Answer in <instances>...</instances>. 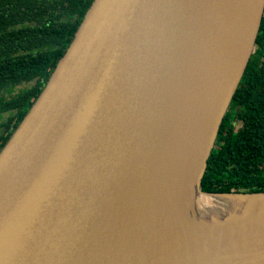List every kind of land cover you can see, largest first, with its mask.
<instances>
[{
  "label": "water",
  "instance_id": "water-1",
  "mask_svg": "<svg viewBox=\"0 0 264 264\" xmlns=\"http://www.w3.org/2000/svg\"><path fill=\"white\" fill-rule=\"evenodd\" d=\"M263 13L93 0L0 150V264H264V192L201 190ZM192 188L219 227L188 225Z\"/></svg>",
  "mask_w": 264,
  "mask_h": 264
},
{
  "label": "trees",
  "instance_id": "trees-1",
  "mask_svg": "<svg viewBox=\"0 0 264 264\" xmlns=\"http://www.w3.org/2000/svg\"><path fill=\"white\" fill-rule=\"evenodd\" d=\"M93 0H0V150L37 99ZM28 84L5 98L3 92ZM206 193L264 192V13L254 51L201 181Z\"/></svg>",
  "mask_w": 264,
  "mask_h": 264
},
{
  "label": "bare ground",
  "instance_id": "bare-ground-1",
  "mask_svg": "<svg viewBox=\"0 0 264 264\" xmlns=\"http://www.w3.org/2000/svg\"><path fill=\"white\" fill-rule=\"evenodd\" d=\"M188 176L194 187L196 181L194 166H191V172ZM182 179L184 180L185 178L182 177ZM189 194L188 202L190 207L186 208L187 213L184 215L188 225L192 228L206 227L209 229L219 227L213 225H220L223 222L229 203L215 197L199 195L194 188L190 190Z\"/></svg>",
  "mask_w": 264,
  "mask_h": 264
},
{
  "label": "rangeland",
  "instance_id": "rangeland-1",
  "mask_svg": "<svg viewBox=\"0 0 264 264\" xmlns=\"http://www.w3.org/2000/svg\"><path fill=\"white\" fill-rule=\"evenodd\" d=\"M27 86H29V85L25 84V85L16 86L13 89H9V90L3 92V96L5 98H9L10 96L17 94L19 91H21L22 89L26 88ZM8 116H9V114L1 115L0 116V124L2 122H4L7 119Z\"/></svg>",
  "mask_w": 264,
  "mask_h": 264
}]
</instances>
